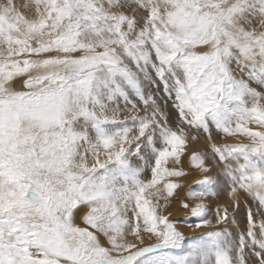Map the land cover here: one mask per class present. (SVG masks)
Listing matches in <instances>:
<instances>
[{"label":"snow or ice","instance_id":"1","mask_svg":"<svg viewBox=\"0 0 264 264\" xmlns=\"http://www.w3.org/2000/svg\"><path fill=\"white\" fill-rule=\"evenodd\" d=\"M182 156L197 227L246 206L187 249ZM0 264H264V0L0 4Z\"/></svg>","mask_w":264,"mask_h":264},{"label":"bare ground","instance_id":"2","mask_svg":"<svg viewBox=\"0 0 264 264\" xmlns=\"http://www.w3.org/2000/svg\"><path fill=\"white\" fill-rule=\"evenodd\" d=\"M20 10L25 11L23 8H21ZM15 87L19 89L21 87V84L17 83ZM149 91H151V93L158 98V102L161 104V107L164 108V110L171 115V119L174 122L176 118L175 112L170 107V101L168 104H165V100L167 98L163 96L162 91H160L157 88H152ZM173 126H175L174 123H173ZM213 135L218 143H223L225 140H227L228 142H236L234 141L233 138H230V137H223L222 135H217L216 133H213ZM241 142L247 143L248 141L246 138H242ZM191 149H197L201 152L207 151L208 149L205 144L204 136H200L199 141H190L188 145V150L190 151ZM169 166H172L171 160L169 161ZM178 167L182 168L188 175L183 176V177H172L171 178L172 181L179 184L180 187L175 190L173 197L169 199V201L167 202V205L159 209L158 211H159V214L163 216H167L168 220L174 223V226L176 227V229L180 231L181 233H183L184 241H185L186 239L192 238L195 234L197 235V234H201L204 232V231H199V230L197 232L195 230L196 233H194L195 231H189L190 230L189 228L185 226L177 225L175 223L176 220L181 219L183 217L193 216L191 212V207L193 205V202L188 197L187 189L191 187L193 184H195L199 179H202L203 174L197 173L194 169L190 167L189 158L187 156L181 157V163L180 165H178ZM212 174L214 175L215 171H213ZM207 200H209L211 205H213V207L211 206L213 208L211 220L213 222H216L215 208L218 206L226 205L229 202V197L227 196L226 193H224L218 199L215 197H210ZM207 200H205L206 201L205 204L207 205L208 209L211 211V208L209 207V202ZM184 202H187L189 204L188 208L183 207ZM244 206L245 205L242 203L239 212L236 214V218L234 220L235 222L231 219L232 220L231 225L228 224V221H226L224 224L218 225V227H211V231H214V230L216 231H223V230L236 231L237 224H240L241 226H243L244 222L242 220L241 215H242V212L245 213L246 206L245 207ZM229 216H231V218L233 216V210L231 208H229ZM257 219H259V217H257ZM208 231L209 230H207V232ZM146 243H149V242H146ZM150 243H155V240L150 241ZM183 245H184V242H183Z\"/></svg>","mask_w":264,"mask_h":264},{"label":"rangeland","instance_id":"3","mask_svg":"<svg viewBox=\"0 0 264 264\" xmlns=\"http://www.w3.org/2000/svg\"><path fill=\"white\" fill-rule=\"evenodd\" d=\"M19 1H20V2H19ZM4 2H5V0H0V4H2V3H4ZM15 2H16L17 5L19 6V5H22L23 3H25L26 0H15ZM254 86H255V85H254ZM159 90L162 91L163 96H165V93H164L163 90H162V86H161V88H159ZM158 93H159V92H158ZM162 93H161V94H162ZM165 97H166V96H165ZM193 185H194V184H193ZM193 185L187 189V194L189 193V190L193 187ZM188 197H189V196H188ZM189 199H190V198H189ZM190 200L193 202L192 199H190ZM206 200H207V199H206ZM207 201L209 202V207L211 208V211L209 210L208 218L211 219L212 209H213L212 207H213V205H211V203H210L209 200H207ZM204 202L206 203V201H204ZM211 206H212V207H211ZM244 207H245V206H244ZM241 217H242V220H243V222H244V219H245V213H244V212H242ZM231 219H232L231 216H229L228 224H230V225H231V223H232V220H231ZM199 222H200V218H198V217H194V216L183 217V218L178 219V220L175 221V223H176L177 225H181V226H185V227L189 228V229H190L189 231H195V230H196L197 232H198V230H199V231H204V232L201 233V234H197V235L195 234V235H194L192 238H190V239H186V240L184 241V245H183V248H184V249L189 248V247L191 246V244H192L193 241L198 240L199 238L206 236L207 233L211 231V228H209V227H207V226H203V225H202V226H200V227H197L196 225H197ZM234 222H235V221H234ZM212 227H218V224H216V222H213ZM207 230H209V231L207 232ZM196 231H195L194 233H196ZM176 251H180V250H176Z\"/></svg>","mask_w":264,"mask_h":264}]
</instances>
